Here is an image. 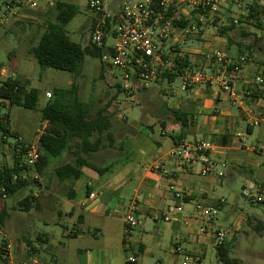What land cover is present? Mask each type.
<instances>
[{
	"label": "crops",
	"instance_id": "obj_1",
	"mask_svg": "<svg viewBox=\"0 0 264 264\" xmlns=\"http://www.w3.org/2000/svg\"><path fill=\"white\" fill-rule=\"evenodd\" d=\"M59 1L69 3L67 0ZM133 1L141 2L143 0ZM149 1L157 4L155 6L157 13L161 12L164 19L172 18L177 21L176 28L168 39L162 41V46L167 64L165 69L174 71L178 67L177 61L185 65L183 66V74L177 78L182 80V85L179 92L173 89L170 90L166 97H171L172 100L169 102L164 99L163 105L167 110L173 111V113L182 111L188 114V126L182 128L181 123L177 120H170L169 122L159 121L160 123L157 121L160 138L152 139L150 151L145 149V162L138 166H133L134 162L129 160V158L126 160L119 158L117 162L116 160L110 161L115 165L111 172L105 175H99L94 172L98 177H93V180L87 185V191L88 188L92 189L89 196L86 191L84 198L78 197V191L75 187L76 182L80 179L67 180L65 182L59 181L62 187H67V191L63 192L61 196L56 192L47 191L44 193L43 198L45 202H48L52 199V196L54 197L52 203L57 206L55 207V213L58 219H55L53 223L62 226L63 232L54 231L53 234H49L38 228L35 239L32 240L28 239L25 231L22 230L23 228H20L17 238L19 246L16 250L12 246L13 240L11 236H5V240L13 248L11 254H13L14 250L15 254L23 260H37L44 264H59V257L62 255L59 254L58 256L56 254L58 248L66 250L68 240L79 241L87 236H93L92 244H89L88 247L79 246L76 248L78 259L74 264H132L129 262L131 251L136 253L140 264H181L183 260L185 262L186 256L191 258L193 262L191 264H204L209 250L212 248L217 250L215 240L211 234L200 233L201 225L199 223L193 222L189 226L185 225L184 218L192 217L199 204L213 206L218 209L220 214L230 204V184L241 181L243 187L248 181L264 180V125L251 126L245 114L249 107H254L258 110H263L264 108L263 89H256L249 97L245 96V92L250 88V82L256 76L253 73L254 68L250 64L243 66L241 78L233 82L243 100V107L241 108L232 109L231 107L233 106L228 93L222 91L216 85L207 84L194 89L183 88V75L187 71H202L201 68H205V71L214 70L212 61L207 57L214 50L227 51L234 62L245 58L244 51L239 50L241 42L236 43L231 40L235 30L223 33L226 32L227 27H223V25H221L222 28L211 26L208 21L214 18L212 21L214 24H218L223 23L225 20H231L229 16L244 15L246 6L238 12H234V0H221V6L216 13L204 15L202 11L195 7L194 3L196 0H166V4L163 7L158 5L157 0ZM123 2L124 0H111V9L117 11ZM258 4L264 7V0H259ZM75 6L78 11L65 26V32L71 42L81 44L85 34L93 29L97 18L87 22L78 31L72 32L74 36L79 37L80 43L72 40L71 33L67 27L80 12L79 7ZM54 7L42 8V10L48 11ZM30 13H32L30 9H23L20 16L6 26L16 24V26L25 28L26 25H29L33 29L26 36L21 34L24 36L23 45L26 47L24 73H29L34 69L32 59L38 62L37 58L32 54V50L39 46L47 32L46 27L42 24L36 23L33 25L30 23L28 20ZM212 28L216 29V32L209 36L208 32ZM20 32L7 31L3 33L20 34ZM209 37L212 42L218 43V48L206 45ZM217 37H222L223 39L218 40ZM196 42L205 43V50L196 48L194 45ZM108 43L109 45L113 43L111 38ZM187 45L189 47L186 48ZM190 45L194 46L191 47ZM168 55L173 56V62L170 61L171 57H168ZM87 56L91 55L85 56L83 64ZM185 57L188 62L182 60ZM95 58H98L102 66H104L101 58ZM0 67L2 66L0 65ZM3 68L5 73L1 77L4 79H0V82L16 79L21 84H26L28 89H35L38 94V106L40 92L38 89L31 87V79L25 75L20 76L16 65L10 71L5 67ZM96 78L98 81H95V83L101 84L99 96L97 98L87 96L85 89L82 87L78 95V99L82 103L92 106L99 105L108 95H113L110 88L111 84L118 88V92H125L121 87V79L112 72L109 77L106 72L102 71ZM159 82H167L169 85L174 84V82H169L162 78ZM59 89L66 88H58L54 92L48 91L46 93L47 104L53 99L55 92ZM180 92L185 94L186 98L182 97L183 94L180 95ZM48 94H52L51 99L48 98ZM131 98H135V96ZM226 103H229L230 107L226 106ZM13 106L17 105H12L10 100L0 99V114L8 116L11 130L25 140L35 141L39 129L36 130L34 140H29L11 126L10 110ZM124 118L127 119L126 117ZM42 122L44 123L43 119ZM156 125L149 126L152 133H155ZM257 128L260 129L258 133L256 132ZM239 134L241 136H238ZM166 138H171L172 141L168 142ZM12 142L9 141L0 146L3 153L10 154L13 148L14 153L12 151V154H15V143ZM199 142H210L214 145V149L209 151L208 155L217 164H220L218 170L208 176L201 175V164L197 163L188 169H183L180 161L172 156L173 151L179 145ZM6 144L10 145L11 149ZM221 163H225L226 167H222ZM13 164L14 157L12 162L5 159L0 165H2L1 167H12ZM85 174L91 175L92 173L84 170ZM176 190L181 191V198L175 196ZM91 195H94V198H91ZM33 196L37 200L40 198L38 193H34ZM60 200L66 203L65 206H59ZM134 203L137 204L140 225L131 233H127L125 217ZM175 204L182 205L183 212L178 214L171 222L163 221L168 207ZM43 208L40 203L38 207H35L37 210H43ZM1 209H5L8 214L10 212L6 209L5 202H0ZM219 214L209 230L229 229L232 231L225 243V245L230 247V250L231 246L233 247L237 242L238 237L245 233V226H248L251 230L253 229L249 226L248 220L262 222L258 218L248 215L242 217L237 223L232 224L231 227L225 228L219 224ZM143 216L152 217L155 225L148 223L147 220L143 221ZM8 217L7 215L6 220ZM64 218H68L72 222L73 228L71 230L67 226L62 225L61 221ZM4 225L0 228V231L4 228ZM259 231L260 234L263 230L260 229ZM127 241L128 243H126ZM35 243H39L40 247L38 248ZM96 244H102V248L95 251L92 247ZM84 251H88L85 257H83Z\"/></svg>",
	"mask_w": 264,
	"mask_h": 264
},
{
	"label": "rangeland",
	"instance_id": "obj_2",
	"mask_svg": "<svg viewBox=\"0 0 264 264\" xmlns=\"http://www.w3.org/2000/svg\"><path fill=\"white\" fill-rule=\"evenodd\" d=\"M67 1L77 5L80 9L79 14L67 27L68 31L71 33L69 34L72 40L80 43L79 37L74 36L72 32L78 31L87 22L95 20L98 15L88 8L85 0ZM258 3L259 0H246L244 15L237 14L235 17L229 16V19L231 20H225L223 23L218 24H214L212 21L214 19L213 18L209 20L208 23L211 26L222 28L221 25H223V27H228L235 19L242 21L243 23L239 22V24H235V33L231 40L236 43L239 41L241 42L239 50L244 51L243 54L246 60L243 63V66L250 64V66L254 68V74L264 75V7L260 6ZM252 7H255L260 14L258 15V18L249 20L247 17H249L248 15H250ZM233 8L234 12H238L240 10L236 5H234ZM31 11L32 13H30L31 15L28 19L30 23L33 25L40 23L45 27L43 23L46 20V14L48 12L42 9ZM49 18L55 21V16H50ZM257 19L260 20V22H257ZM32 30V27L29 25H26L25 28H23L22 26H16V24L0 30V65L9 71L14 65H16L18 67L19 75H25L31 79V87L38 89L40 92V100L36 109L30 110L20 106H13L10 110L11 126L16 128L26 139L29 140H34L36 137V130L40 129L43 125L42 109L48 101L46 93L48 91L54 92L58 88H68L73 82V76L71 73L52 68L42 70L35 59H32L34 69L29 73H24L23 66L26 62V47L23 45V38L32 32ZM7 31L21 32L20 34L3 33ZM91 31L92 30L86 33L83 38V43L81 44L84 46L91 43ZM215 32L216 29L212 28L208 34L209 36H212ZM217 39L222 40L223 38L217 37ZM208 40L209 41L206 45H210L212 48H218V43L212 42L210 37ZM194 45L198 49L205 50V43L196 42ZM194 45L190 46L193 47ZM187 47L189 46L187 45L186 48ZM172 54L174 53L172 52ZM168 57H171V62L174 61L173 56L168 55ZM201 70L205 71V68H201ZM102 71L106 72L109 77L111 76V72L102 66L98 58L92 56L86 57L85 63L82 66V75L78 79V84L80 90L82 87L85 89V94L87 96L92 98H97L99 96L101 92V84L95 83V81H98L96 77L101 74ZM0 79L4 78L0 76ZM159 81H157L150 90L136 91L134 95L122 91L120 93L118 92V88L116 86L113 84L110 85L113 95H108L107 98L99 105L94 106V113L100 109L106 108L110 114H113V128L111 132L115 140V147L88 157L90 163L98 166H105L106 164L110 165V161H114L119 158H121V160L129 158V160L134 162L132 164L133 166H138L139 164L145 162V149L150 151L152 139L160 138L158 123L162 121L169 122L170 120H176L173 111L167 110L164 107L163 100L167 99L171 102L172 98L166 97V95H168L171 89L176 92L181 91L182 80L176 79L172 85H169L167 82L160 83ZM85 94L84 96H86ZM182 94L183 93L180 95ZM132 96H135V98H131ZM182 97L186 98V95L183 94ZM226 106L230 107L229 103H226ZM231 108L237 109L236 107ZM154 125H156L155 133H152L149 126ZM258 131L260 132L259 128L256 129L257 133ZM166 140L168 142L172 141L171 138H166ZM9 141H13L12 143H14L13 139H4L2 133H0V146H3V144L6 142L8 143ZM106 142H108L107 138ZM7 146L11 149L10 145ZM12 151L14 153L13 148L11 149L10 154H5L3 153L1 147L0 164L5 159L12 162L14 157ZM74 160L75 158L71 154H65L64 157L53 160V162L44 170L43 174H41L40 181H34L31 175L29 179L31 184L27 190L19 192L12 198H7L1 201V203L5 202L6 209L10 212L4 228L0 231V242L6 241L5 236L9 235L13 240L12 246L16 250L19 246L17 238L18 230H21L20 228H23L22 230L25 231L28 239L32 240L35 239L38 228L49 234H53L54 231L63 232L62 226H58L53 223L55 219H58V216L55 213V207L57 206L52 203L54 197L52 196V199L48 202H45L43 197L44 193L47 191L56 192L59 196H61L63 192L67 191L66 186L62 187L60 185L56 175V169L68 162H74ZM1 166L2 165H0V167ZM87 171L92 173V176L90 174H85L78 182H76L75 188L78 191L79 198L85 197L88 183L93 180V177H98V175H96L91 169H87ZM242 189L243 187L241 181L230 184V204L219 214V224L222 227L229 228L235 222L237 223L242 217H246L248 215L250 217L258 218L264 223V205L252 204L242 195ZM31 190H33V195L34 193L40 194L38 201L40 206L44 207L43 210L32 208L27 212L18 211V202L31 194ZM65 204L66 203L63 200H60V207L65 206ZM144 220H147L148 223L155 225V221L150 216H143V221ZM61 222L62 225L67 226L70 230L73 228L70 219L64 218ZM248 224L253 229L251 230L248 226H245V233H242V235L238 237L237 242L233 247L231 246L230 257L237 260L240 264H264V230L259 234L260 231L256 227L259 222L256 220H248ZM92 239L93 236H87L83 240L79 241L68 240L66 250L62 248H58V250H56V254L58 256L59 254L63 256L59 257V264H74L78 259L76 248L79 246L88 247L89 244H92ZM35 245L38 248L40 247L39 243H35ZM92 248H94L95 251L100 250L102 248V244H96ZM12 253L13 254H11L9 259L0 256V264H21L27 261L16 255L14 250ZM87 253L88 251H84L83 257H85ZM183 263L184 260L181 264ZM189 263L191 264L193 262L190 261ZM204 264H222L215 248L209 250Z\"/></svg>",
	"mask_w": 264,
	"mask_h": 264
},
{
	"label": "built area",
	"instance_id": "obj_3",
	"mask_svg": "<svg viewBox=\"0 0 264 264\" xmlns=\"http://www.w3.org/2000/svg\"><path fill=\"white\" fill-rule=\"evenodd\" d=\"M86 1L89 9L98 15L97 23L91 32L92 43L102 50L101 59L104 67L121 79L123 91L134 95L136 91L148 90L157 81L161 80L160 75L167 66L162 41L169 38L176 28L177 21L172 18L164 19L161 12L157 13L155 7L157 4L149 0L141 2L124 0L117 11L111 9V0ZM57 2L58 0H0V29L16 20L25 8L30 10L51 8ZM157 3L160 7H163L166 0H157ZM245 3L246 0H234V4L240 10L245 8ZM194 5L204 15H209L219 10L221 0H196ZM234 23L239 24V19H235ZM110 38L113 41L111 45L108 43ZM207 57L212 61L214 70L187 71L183 75V88L194 89L207 84L216 85L222 91L228 93L233 107H243V100L233 82L241 78L245 58L234 62L227 51L219 49L210 52ZM4 73L5 69L0 67V76ZM249 87V90L245 92L247 97L254 90L263 89L264 75H256L250 82ZM47 96L49 99L52 98V94ZM245 114L251 126L264 125V110L249 107ZM1 127H5L7 131L2 130ZM48 127L49 121H44L38 131L37 139L32 142L26 141L22 136L18 138L12 136L15 132L9 127L6 115L0 114V132L3 138L13 139L14 143L23 145L25 150V164H21L20 168H26L19 173L14 172L12 174L14 181H29L31 174L34 181L41 180V175L38 172V164L41 159L40 140L46 134ZM213 149L214 145L210 142L183 143L173 151L172 156L180 161L183 169H188L197 163L201 164V175L208 176L216 172L220 166L208 155V152ZM221 166L225 168L226 164L221 163ZM1 191L2 198L7 199L6 188L2 187ZM242 195L252 204L264 205V180L248 181L243 186ZM175 196L181 198V191L176 190ZM91 198H94V195H91ZM182 212V205H171L168 207L163 221L171 222ZM218 214L217 208L199 204L192 217L184 218V223L187 226L193 222L199 223L201 225L200 233L211 234L216 246L220 247L225 245L232 231L229 229L209 230L213 222L217 220ZM125 223L127 233H131L139 227L140 219L136 203L128 210ZM11 251L12 246L9 243L6 241L0 242V252L4 258L9 259ZM190 261H192L191 258L186 256L183 264H189ZM129 262L140 264L136 253L133 251H131ZM21 264L44 263L32 260Z\"/></svg>",
	"mask_w": 264,
	"mask_h": 264
},
{
	"label": "trees",
	"instance_id": "obj_4",
	"mask_svg": "<svg viewBox=\"0 0 264 264\" xmlns=\"http://www.w3.org/2000/svg\"><path fill=\"white\" fill-rule=\"evenodd\" d=\"M77 11L78 8L75 5L61 1L54 8L49 9L47 11L49 14H46V20L43 23L47 32L39 46L32 50V54L37 58L42 70L48 68L59 69L67 71L73 76L71 85L66 89L57 90L53 99L42 110V119L49 121V127L40 140L41 159L38 164L40 175L43 174L53 160L60 159L65 154H71L75 158L74 162H68L56 169V175L60 182L79 180L84 175V170L87 169H91L99 175H105L115 168L114 163L98 166L88 160V157L94 154L115 147V140L111 132L113 114H110L106 108L94 113V106L82 103L78 99L80 90L78 79L82 75L84 58L86 55L101 58L102 50L97 48L92 40L90 44L84 46L83 44L73 43L68 39L65 26ZM259 14L260 12L252 7L247 19L258 18ZM50 16H55V21L51 20ZM239 22L243 23L242 21ZM257 22H260V20L257 19ZM96 23L97 19L93 29ZM235 28L236 25L232 21L231 25L226 28V32H222L227 33L235 30ZM182 60L188 62L186 57ZM177 63L178 67L174 71L165 69L160 77L169 82H174L179 78L183 74V66L185 65H182L179 61ZM0 99L10 100L12 105L34 110L37 107L38 94L35 89H28L26 84H21L16 79H9L0 82ZM174 114L176 120L181 123L182 128L188 126V114L182 111H175ZM6 118L8 120L7 115ZM1 128L7 131L5 127ZM12 136L15 138L20 137L17 133ZM106 138L108 142H106ZM14 148L13 166L0 168V202L4 200L2 198V187L6 188L7 198H12L17 193L27 190L31 184L28 180L14 181L12 179L14 172L19 173L26 168H20L21 164H25L24 146L15 143ZM118 160L116 159V162ZM91 191L92 189L88 188V196ZM30 193L18 202V211L27 212L39 206V201L32 194L33 190ZM7 215L8 212L5 209L0 210V228L4 225ZM257 228L264 230V224L260 222ZM217 251L222 264H240L230 257L231 250L227 245L217 247ZM0 256H3L1 252Z\"/></svg>",
	"mask_w": 264,
	"mask_h": 264
}]
</instances>
